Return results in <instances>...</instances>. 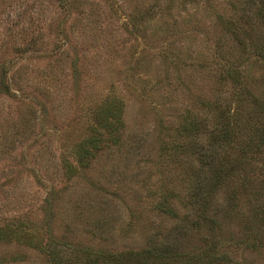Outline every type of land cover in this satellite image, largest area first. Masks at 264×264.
I'll return each instance as SVG.
<instances>
[{
  "label": "rangeland",
  "instance_id": "374dc122",
  "mask_svg": "<svg viewBox=\"0 0 264 264\" xmlns=\"http://www.w3.org/2000/svg\"><path fill=\"white\" fill-rule=\"evenodd\" d=\"M0 228V264H264V0H0Z\"/></svg>",
  "mask_w": 264,
  "mask_h": 264
},
{
  "label": "trees",
  "instance_id": "16d2710c",
  "mask_svg": "<svg viewBox=\"0 0 264 264\" xmlns=\"http://www.w3.org/2000/svg\"><path fill=\"white\" fill-rule=\"evenodd\" d=\"M227 24V23H226ZM229 25V24H228ZM116 104V103H115ZM120 108L117 107V105H114L112 109H110V112H113L114 120L110 121V116L106 117L107 122H104L102 125L105 127H113L117 122H119L118 117H116L115 112H119ZM102 126V128H103ZM197 127L195 124L189 128V133L191 130L196 132L195 128ZM97 131V130H95ZM113 132H116L115 129L111 130ZM96 135H99L98 132H96ZM192 133V132H191ZM96 135H93L91 138H89L88 143L91 141L92 143L95 141H98V138ZM91 147L93 146L90 145ZM90 147V148H91ZM90 148H84V152H88ZM220 180L217 181L215 184L214 177L211 178V186L212 190H214V187L218 186ZM215 185V186H214ZM197 187H200L197 186ZM192 188V187H191ZM203 188H205L203 186ZM201 191V190H200ZM189 193V191H188ZM213 192L210 190L209 194L207 192L206 197L200 198V193H189V200H191L192 204L198 205V202L205 207L208 206V197H212ZM165 213L172 216V218H178L177 212L173 210L170 206L164 207ZM199 211L197 212L198 219H208L210 222L211 227L215 228L217 226V221L213 217L206 216L204 212V208H202L199 205ZM190 223V222H189ZM193 225L196 224V221L193 220L191 222ZM8 235V236H7ZM13 235L19 236L18 228L11 230L8 228L5 230L4 228H0V238L2 237H13ZM32 236V235H31ZM172 240V237H171ZM171 240L167 239L165 240V243H159V244H153L148 248L140 249L138 251H122V252H111L107 253L105 255H95L94 258H99L103 262L104 261H112L115 264H214L215 260L219 258V253L217 252V243H211L210 245L206 246L200 253L197 254H187L180 252L176 247V241L171 242ZM82 253L85 254V257H80L76 259H72L70 256H61L59 251L52 252V257L55 260L54 263L56 264H95V259L91 256V251L88 250H82ZM91 257V258H90ZM214 262V263H213Z\"/></svg>",
  "mask_w": 264,
  "mask_h": 264
}]
</instances>
